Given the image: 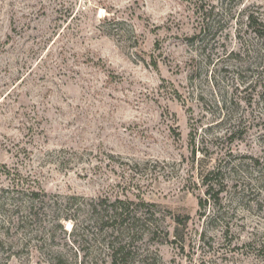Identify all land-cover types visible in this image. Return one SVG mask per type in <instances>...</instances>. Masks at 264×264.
I'll use <instances>...</instances> for the list:
<instances>
[{"label":"rangeland","instance_id":"rangeland-1","mask_svg":"<svg viewBox=\"0 0 264 264\" xmlns=\"http://www.w3.org/2000/svg\"><path fill=\"white\" fill-rule=\"evenodd\" d=\"M258 21L264 0H0V264H264ZM104 201L142 220L104 227Z\"/></svg>","mask_w":264,"mask_h":264},{"label":"trees","instance_id":"trees-1","mask_svg":"<svg viewBox=\"0 0 264 264\" xmlns=\"http://www.w3.org/2000/svg\"><path fill=\"white\" fill-rule=\"evenodd\" d=\"M257 26H258V32L257 35L262 36V34L264 33V23L262 21H258L257 22ZM5 168V167H4ZM32 195L34 196V198L36 199V203H38L39 205L41 204V206H39V208L36 209V211L34 212V216L37 217L39 223H42V217H48L49 214H47L45 211L47 210L46 206H45V201L48 198V196L45 193H41V192H32ZM105 205L101 206L103 207V211L101 214V217L99 219V224L102 226H110L112 227V229L115 230V221H119L121 220H125L127 221L128 218H132L136 223L139 222L140 220H142V214H140L138 211H130L128 208H125V205L121 202H118L119 205L115 204V201H104ZM121 204V205H120ZM44 205V206H43ZM63 210L61 209H56V212H54V217L53 220H55V222L60 223L61 225V221H73L71 218H69L68 216H62ZM111 250V257H112V261L111 264H117V261H115V247L112 245L110 248Z\"/></svg>","mask_w":264,"mask_h":264}]
</instances>
